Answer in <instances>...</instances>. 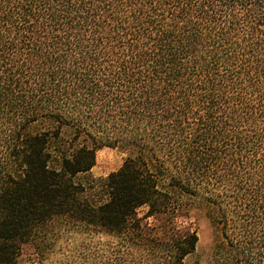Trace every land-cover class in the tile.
Returning <instances> with one entry per match:
<instances>
[{"label": "trees", "instance_id": "obj_1", "mask_svg": "<svg viewBox=\"0 0 264 264\" xmlns=\"http://www.w3.org/2000/svg\"><path fill=\"white\" fill-rule=\"evenodd\" d=\"M188 199L264 264V0H0V264H184Z\"/></svg>", "mask_w": 264, "mask_h": 264}, {"label": "rangeland", "instance_id": "obj_2", "mask_svg": "<svg viewBox=\"0 0 264 264\" xmlns=\"http://www.w3.org/2000/svg\"><path fill=\"white\" fill-rule=\"evenodd\" d=\"M129 154V151L120 147L99 149L96 152L95 165L91 169V174L94 177H99L117 170ZM188 203L190 207L188 214L179 217L177 222L182 228L195 229L198 241L195 252L185 258L184 264H212L213 248L218 239V233L197 200L188 199ZM145 210V207L140 208L138 210L139 215H142ZM19 264H37V257L32 248H24L20 255Z\"/></svg>", "mask_w": 264, "mask_h": 264}]
</instances>
